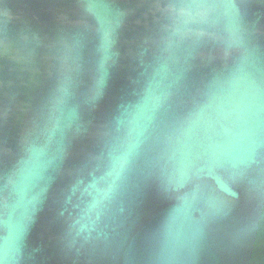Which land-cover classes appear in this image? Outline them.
Here are the masks:
<instances>
[{"label": "water", "instance_id": "water-1", "mask_svg": "<svg viewBox=\"0 0 264 264\" xmlns=\"http://www.w3.org/2000/svg\"><path fill=\"white\" fill-rule=\"evenodd\" d=\"M0 264H264V0H0Z\"/></svg>", "mask_w": 264, "mask_h": 264}]
</instances>
